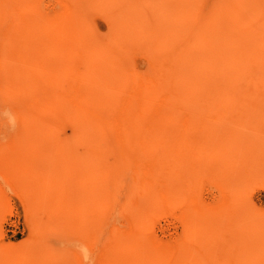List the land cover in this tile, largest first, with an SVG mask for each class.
Returning <instances> with one entry per match:
<instances>
[{"label": "bare ground", "instance_id": "6f19581e", "mask_svg": "<svg viewBox=\"0 0 264 264\" xmlns=\"http://www.w3.org/2000/svg\"><path fill=\"white\" fill-rule=\"evenodd\" d=\"M43 1L0 0V216L9 190L27 229L0 245V264H82L76 243L89 250L109 226L98 264H262L264 212L248 205L249 187H221L224 206L210 217L192 177L220 170L224 142L264 156V141L245 146L218 131L212 9ZM114 171L134 174L137 187H109ZM118 202L121 223L108 219ZM158 214L180 218L173 240L152 234ZM49 233L73 245L53 252Z\"/></svg>", "mask_w": 264, "mask_h": 264}, {"label": "rangeland", "instance_id": "374dc122", "mask_svg": "<svg viewBox=\"0 0 264 264\" xmlns=\"http://www.w3.org/2000/svg\"><path fill=\"white\" fill-rule=\"evenodd\" d=\"M150 1H147L148 7L156 2ZM158 1L157 5L154 4L156 8L151 5L156 13L160 9ZM51 4L52 0L43 1L44 6L48 5L46 10L52 8ZM198 4L203 14L210 9L213 11L211 34L216 44L213 110L218 117V131L224 138L239 139L245 146H257L264 141V0H198ZM200 18L202 25L204 16ZM218 150L216 163L220 170L212 172L205 169L192 176L197 187H201L200 206L212 217L224 206L221 187H249L246 194L248 205L264 212V175L260 173L264 169V156L260 154L259 147L238 153L235 145L224 142ZM115 163L113 156L105 161L107 166L113 168ZM110 177L112 184L109 187H123L121 193L124 195L127 191L125 187H137L133 186L134 174L129 171H114ZM8 197L11 210L0 216V245L3 242L16 244L27 235L24 214L9 190ZM113 206L108 219L118 223L127 220L119 214L121 202L113 203ZM109 227L98 232V238L89 250L76 243L77 248L83 250L82 264H98L99 252L110 235ZM223 227L216 228L220 237L227 236ZM150 229L156 238L166 242L176 238L182 232L183 225L178 216L158 214L150 223ZM71 241L57 233L46 236V242L53 252H65L68 245H73ZM262 259L260 261H264ZM251 260L249 264H257Z\"/></svg>", "mask_w": 264, "mask_h": 264}]
</instances>
